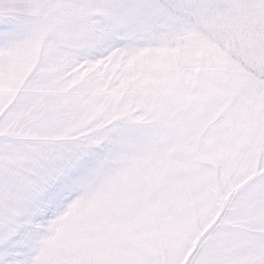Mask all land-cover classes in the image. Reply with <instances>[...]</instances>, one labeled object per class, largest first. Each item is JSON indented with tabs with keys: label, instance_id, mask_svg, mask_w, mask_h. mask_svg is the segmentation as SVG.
I'll return each mask as SVG.
<instances>
[{
	"label": "snow or ice",
	"instance_id": "6c2138e0",
	"mask_svg": "<svg viewBox=\"0 0 264 264\" xmlns=\"http://www.w3.org/2000/svg\"><path fill=\"white\" fill-rule=\"evenodd\" d=\"M0 264H264V0H0Z\"/></svg>",
	"mask_w": 264,
	"mask_h": 264
}]
</instances>
